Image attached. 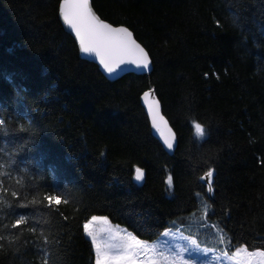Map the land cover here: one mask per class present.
Listing matches in <instances>:
<instances>
[{
	"label": "trees",
	"instance_id": "16d2710c",
	"mask_svg": "<svg viewBox=\"0 0 264 264\" xmlns=\"http://www.w3.org/2000/svg\"><path fill=\"white\" fill-rule=\"evenodd\" d=\"M57 3L0 0V163L15 159L14 176L26 165L21 178L38 200L53 186L69 200L20 210L49 242L6 246L0 264H94L82 232L92 215L151 240L172 221L196 233L204 202L212 207L203 245L224 248L219 228L231 250H264V0H91L153 60L149 73L113 81L80 58ZM149 87L177 136L171 155L140 103ZM193 120L211 128L210 139L195 138ZM210 168L212 194L199 179Z\"/></svg>",
	"mask_w": 264,
	"mask_h": 264
},
{
	"label": "snow or ice",
	"instance_id": "6c2138e0",
	"mask_svg": "<svg viewBox=\"0 0 264 264\" xmlns=\"http://www.w3.org/2000/svg\"><path fill=\"white\" fill-rule=\"evenodd\" d=\"M57 17L62 19L63 24L74 34L78 42L79 52L93 55L99 62V66L109 75L125 71L122 66H133L138 72H150L153 60L150 51L141 43L137 42L134 33L126 26H113L105 22L94 11L90 0H58ZM217 25L219 21L216 22ZM119 70V71H118ZM207 79L208 74H204ZM157 90L151 87L143 91L141 99L146 106L147 114L151 121V127L162 138L163 146L173 150L177 142L176 133L169 126L168 121L161 114L160 100L156 98ZM5 119H0V126L5 125ZM31 124V121H29ZM195 138L207 141L211 136V128L204 123L191 121ZM27 131V129H21ZM34 142V134L30 138ZM27 144L22 150H27ZM104 155V153H101ZM19 166L15 159L10 158L6 163H0V251L6 246H17L35 243L33 237H43V243L48 244V238L43 236L39 222L33 223L26 210L37 204L51 209L61 203L67 205L69 200L58 186L46 192L38 200V189L30 187L21 178V173H27L29 169L25 165L14 176L13 173ZM55 171V168H53ZM215 169H208L200 181L206 186L208 194L214 193L213 176ZM135 181L145 179L143 168H135ZM169 189L173 187V177L167 178ZM197 197L200 193H196ZM31 196V199H29ZM211 204L204 202L203 215L195 221L197 232H191V223L188 224V234L181 229L185 227L183 221L170 222L163 232H157L158 237L165 240L151 241L141 238L139 235L127 229L121 230L118 226H110L109 217L92 215L82 225V232L90 238L94 250V264H214L216 261L227 260L229 264H264V250L257 248L250 251L247 246L230 249L231 238L227 237L222 229L216 228L217 243L223 245V249L214 246H202L200 229L207 226ZM195 215V213H193ZM67 219V217H64ZM26 230L30 236H24ZM219 253V254H217ZM211 255L210 259H203ZM44 264H48L45 260Z\"/></svg>",
	"mask_w": 264,
	"mask_h": 264
},
{
	"label": "water",
	"instance_id": "95a60500",
	"mask_svg": "<svg viewBox=\"0 0 264 264\" xmlns=\"http://www.w3.org/2000/svg\"><path fill=\"white\" fill-rule=\"evenodd\" d=\"M90 3H91V0H90ZM97 15H98V14H97ZM59 21H60V23L62 24L64 30H65L68 34H70L71 37L74 39V34L71 33V32H70V29H68L67 26L63 24L62 19H59ZM105 22H107V21H105ZM113 26H115V25H113ZM119 26H122V25H119ZM74 41H75V39H74ZM137 42H138V41H137ZM75 43H76V45H77L78 52H79L78 42L75 41ZM138 43H139V42H138ZM79 56H80V58H82V59H84V60H87V61H90V62L94 63L95 65H97L99 71L104 75L105 78H107V79L110 80V81L116 80V79H118L119 77H121L122 75L127 74V73H134V74H147V73H149V72H143V73L138 72L137 70L134 69L133 66H122V67L125 68V71L119 72L118 75H116V74L109 75V74H107L106 72L103 71V69H102L101 66H99V62H98V60H97L93 55H88V54H84V53L79 52ZM118 71H119V70H118ZM147 90H148V89H146V90H144V91H147ZM142 93H143V92H142ZM142 93L140 94V97H139V98H140V103H141V106L143 107L144 112H145V114H146V116H147V118H148L149 125H150V129H151V133H152L153 137L159 141V143L161 144V146L163 147V149H164L168 154L171 155V154L174 152L176 145L174 146V149H173V150H168L165 146H163L162 138H161V137L159 136V134L155 131V129H153V128L151 127V121H150V118H149V116H148V114H147L146 106L143 104V101H142V99H141ZM155 96H156V95H155ZM156 98H157V97H156ZM160 105H161V104H160ZM161 114L163 115V113H162V109H161ZM163 116H164V115H163ZM164 117H165V116H164ZM165 119H166V118H165ZM166 120H167V119H166ZM167 121H168V120H167ZM168 124H169V122H168ZM169 126H170V124H169ZM170 127H171V126H170ZM172 130H173V129H172ZM136 182H137V181H136ZM140 182H141V181H140ZM140 182H137V183H140Z\"/></svg>",
	"mask_w": 264,
	"mask_h": 264
},
{
	"label": "rangeland",
	"instance_id": "374dc122",
	"mask_svg": "<svg viewBox=\"0 0 264 264\" xmlns=\"http://www.w3.org/2000/svg\"><path fill=\"white\" fill-rule=\"evenodd\" d=\"M89 219H90V217H89ZM109 223H110V226L113 227V228H116V227L118 226L121 230L127 229V228H126L125 226H123V225L116 224V223H112V222H110V221H109ZM127 230H128V229H127ZM163 230H164V229H162L160 232H163ZM181 230H182V231H185L183 228H182ZM128 231H129V230H128ZM185 234H187L186 231H185ZM165 239H167V238H164V237H162V236H160V237L156 236L155 238L151 239V241H158V240H165ZM202 246H204V245L202 244ZM253 250H256V249H251L250 251H253ZM217 254H219V253H217ZM211 255H212V254H209V256H207V257H203V259H210V258H211ZM94 259H95V254H94ZM214 264H229V262H228L227 260H221V261H216V262H214Z\"/></svg>",
	"mask_w": 264,
	"mask_h": 264
}]
</instances>
